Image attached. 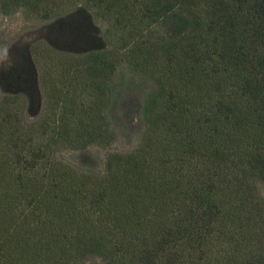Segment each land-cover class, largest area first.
Returning <instances> with one entry per match:
<instances>
[{"label":"trees","instance_id":"obj_1","mask_svg":"<svg viewBox=\"0 0 264 264\" xmlns=\"http://www.w3.org/2000/svg\"><path fill=\"white\" fill-rule=\"evenodd\" d=\"M20 8L110 28L54 88L88 108L29 124L31 92L0 100V264H264V0H0ZM105 113L137 150L97 175L55 157L112 139Z\"/></svg>","mask_w":264,"mask_h":264},{"label":"rangeland","instance_id":"obj_2","mask_svg":"<svg viewBox=\"0 0 264 264\" xmlns=\"http://www.w3.org/2000/svg\"><path fill=\"white\" fill-rule=\"evenodd\" d=\"M109 28V23L94 14L85 13L81 8H69L59 20H44L21 8L10 14L0 12V100L5 95L31 92L33 101L25 104L22 113L23 120L29 124L44 119L51 124L58 118L65 103L81 104L84 109L88 108L91 99L87 96L79 99V89L69 94L72 101L70 98H54V88L56 85L59 87L60 73L67 76L66 71L73 70L69 68L77 64V59L103 47L106 40L103 34ZM136 95L140 93L134 91L133 96ZM16 104L13 106L15 112L19 103ZM134 116L138 120V116ZM109 118L107 120L113 135L108 142L94 144L85 151L70 146L59 147L55 157L79 173L97 175L104 173L110 154L137 150L142 144L145 128L136 132V126L130 131L120 126L113 116L109 115ZM137 120L134 125L138 124ZM87 204L85 200L79 207ZM80 264H108V260L106 263L101 257L93 256Z\"/></svg>","mask_w":264,"mask_h":264}]
</instances>
